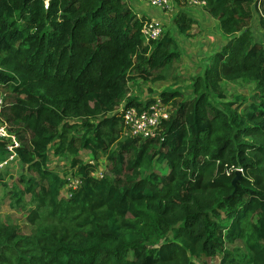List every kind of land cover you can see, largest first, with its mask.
<instances>
[{"label": "trees", "instance_id": "obj_1", "mask_svg": "<svg viewBox=\"0 0 264 264\" xmlns=\"http://www.w3.org/2000/svg\"><path fill=\"white\" fill-rule=\"evenodd\" d=\"M201 1L226 42L192 94L163 87L158 102L118 107L129 68L156 81L180 62L169 30L144 41L147 20L126 0H0V123L26 171L9 186L0 168L26 225L0 221V264H207L235 244L264 264V44L252 25L256 11L264 31V0ZM173 21L186 35L196 23L181 10ZM223 80L252 88L228 97ZM156 103L170 111L156 134L125 135L120 108ZM49 150L70 158L71 193ZM100 159L123 177L94 176Z\"/></svg>", "mask_w": 264, "mask_h": 264}, {"label": "rangeland", "instance_id": "obj_2", "mask_svg": "<svg viewBox=\"0 0 264 264\" xmlns=\"http://www.w3.org/2000/svg\"><path fill=\"white\" fill-rule=\"evenodd\" d=\"M126 2L139 16H143V18H145L147 21L158 20L162 25V34L166 30H169L171 35L174 36L177 40L180 50V62L175 69H170L167 71L165 79L156 81L151 80L153 78L152 75L148 76L147 74L138 73L135 66L129 68L127 74L129 75L130 80L127 83V90L124 92V95L122 96L118 107L125 105L127 100L131 98H135L138 100H146L148 98H151L155 99L156 102H158V92L163 87H172L178 89L185 96L191 95L193 79L198 74H202V72L208 65L209 56H211L215 50L222 46L223 41L218 37L219 35L217 34L218 30L216 26H208L202 19H200V22L198 24V21L191 17L195 20L196 23L192 26L189 34H184L187 38L185 39V41H183L184 35L178 31L173 18L178 11H184L192 5L189 6L187 2L181 0H171L169 6L165 8H156L141 0H126ZM194 7L196 8L197 6H193L191 8L195 9ZM203 10L205 11L204 7ZM211 18L217 20L213 16H211ZM210 21L212 22L213 20L210 19ZM252 25L255 39L260 40L264 44V31L259 26V14L256 11H253ZM204 28L206 29L204 30ZM198 38L203 39L204 42H208L209 39H211L209 43H206L208 45L203 47L207 48L206 51L202 50L201 53L194 52L192 48L190 50L186 42V40L193 41ZM143 39L144 41L147 40L144 37ZM220 83L223 88V92L228 97L241 93L248 94L252 88L251 84L238 80H223ZM49 154V166L51 168L57 170L59 174H62V176H64L65 178H77L72 173V168H70L69 166L70 158L55 156L50 150ZM80 157L83 160H89L92 163L95 162L87 153H82ZM153 162L154 161H152V164ZM99 163L101 168L96 169L92 172L94 176L99 177L106 174L111 176L112 178L123 177V174H116L110 171L109 167L107 166L106 160L100 159ZM154 166H156V169L158 168L160 172H167V169H165L163 165H156L154 162ZM3 174L5 176V182L9 186H11L16 183L15 179L20 174H26V171L20 162L12 161L7 165V169L3 172ZM68 184L69 183H67V185ZM76 184L77 181H73V185L76 186ZM6 190L7 189L0 184V221L10 220L18 222L23 226V229L25 230L26 225L23 220V215L20 211H17L14 208L10 207L9 202L11 200L9 195L6 193ZM229 247H231V255L223 257L224 254L218 252L214 257L205 259V261H207V264H251L250 254L243 246H241L240 244H235L232 246L229 245ZM223 258L225 260H223Z\"/></svg>", "mask_w": 264, "mask_h": 264}, {"label": "built area", "instance_id": "obj_3", "mask_svg": "<svg viewBox=\"0 0 264 264\" xmlns=\"http://www.w3.org/2000/svg\"><path fill=\"white\" fill-rule=\"evenodd\" d=\"M143 2L157 8H165L170 5L171 0H142ZM188 1V0H181ZM192 1H200L201 0H192ZM142 35L146 39H157L162 34V25L158 20H149L146 21L141 29ZM1 103V98H0ZM122 111V121H123V132L125 135H129L132 137H141L147 138L150 136H154L159 129L161 122L166 119L170 111L160 105L159 103L153 104L149 106L147 109L138 111L133 106H128L125 108H120ZM0 140L5 141L7 154L6 157L0 161V168L7 166L10 162L16 160V151L15 149L19 146V142L15 135L8 131L5 123H0ZM92 163L91 161H87ZM69 183L66 184V191L71 193L73 189L77 187L79 184V179H71L67 178ZM73 181H77L76 186L73 185Z\"/></svg>", "mask_w": 264, "mask_h": 264}, {"label": "crops", "instance_id": "obj_4", "mask_svg": "<svg viewBox=\"0 0 264 264\" xmlns=\"http://www.w3.org/2000/svg\"><path fill=\"white\" fill-rule=\"evenodd\" d=\"M186 2L188 3L189 6L190 5H192V6H190L188 9H185L184 12H186L189 17H192V18L196 19L198 21V24L200 22V19H202L206 23V25H208V26L211 25L212 27L216 26V28L218 30L217 34L219 35L218 37L220 38V40L222 39V41H223L222 45H223L225 43V41H226V38H225L226 36L223 34V32L220 29H218L219 28L218 21L214 20L213 18H211L210 14H208L206 11L203 10L204 4L201 3L200 1H192V0H188ZM193 6H197V7L196 8L194 7L195 9H193V8H191ZM198 6H200V7H198ZM210 19H212L213 21L211 22ZM205 29L206 28H204V30ZM207 31H206V33H207ZM186 38L187 37L184 35V40L183 41H185ZM196 40H193V41L186 40L188 48H190V50L192 48V50H194V52H196V53H201L202 50L206 51L207 48H203V47L208 45L206 43H209L211 39H209L208 42H204V40L201 39V38H198ZM220 47L217 50H219ZM217 50H215V51H217Z\"/></svg>", "mask_w": 264, "mask_h": 264}, {"label": "water", "instance_id": "obj_5", "mask_svg": "<svg viewBox=\"0 0 264 264\" xmlns=\"http://www.w3.org/2000/svg\"><path fill=\"white\" fill-rule=\"evenodd\" d=\"M240 177H241V169H235V176L232 179V184L234 187H236V184Z\"/></svg>", "mask_w": 264, "mask_h": 264}]
</instances>
